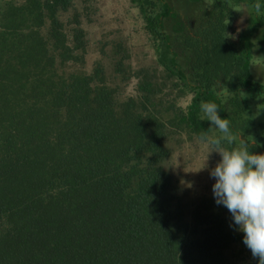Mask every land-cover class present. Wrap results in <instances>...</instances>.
<instances>
[{"label": "trees", "instance_id": "16d2710c", "mask_svg": "<svg viewBox=\"0 0 264 264\" xmlns=\"http://www.w3.org/2000/svg\"><path fill=\"white\" fill-rule=\"evenodd\" d=\"M134 1L155 57L134 66L118 40L101 47L113 71L89 72V5L0 0V264H258L229 211L167 162L173 142L221 135L205 101L264 152L248 115L250 98L264 107V0H212L195 31L169 0Z\"/></svg>", "mask_w": 264, "mask_h": 264}, {"label": "rangeland", "instance_id": "374dc122", "mask_svg": "<svg viewBox=\"0 0 264 264\" xmlns=\"http://www.w3.org/2000/svg\"><path fill=\"white\" fill-rule=\"evenodd\" d=\"M169 2L176 6L181 15L188 18L194 31L202 25V20L210 16L212 0H169ZM75 4L82 12L84 6H90L89 18L86 17L83 21V26L90 39L84 67L86 71H92L96 63L102 60L108 71L112 72V59L104 56L101 47L106 46V51L111 50L112 44L118 40L125 41L132 50L134 66L151 63L155 57V49L149 40L138 3L134 0H75ZM233 12L236 15L232 22L235 24L234 27L240 30L247 13L246 9L235 8ZM232 35L236 36L233 31ZM200 41L205 44L204 36ZM134 84V79L126 84L123 94H133ZM191 97L192 94L182 97L180 99L182 106H188ZM262 103L263 99H249L248 115L256 121V126H259L258 123L264 119ZM216 133L220 132L216 130ZM241 136L244 139L247 136L245 141L249 139L253 141L254 138L253 134ZM220 159L217 151H212V147L202 144L199 139L185 141L181 144L173 142V152L167 162V167L178 178L183 191L187 192L190 197L201 195L214 197L212 192L214 178L210 176V168L214 167ZM205 161L207 167L201 168Z\"/></svg>", "mask_w": 264, "mask_h": 264}, {"label": "clouds", "instance_id": "9594fccd", "mask_svg": "<svg viewBox=\"0 0 264 264\" xmlns=\"http://www.w3.org/2000/svg\"><path fill=\"white\" fill-rule=\"evenodd\" d=\"M219 108L215 101L200 104V119L209 121L210 127L221 134L219 137L206 133L199 136L202 144L212 147L221 157L210 168V176L214 178L213 196L216 204L224 206L231 214L237 230L243 233V243L253 257L259 258L258 264H264V152L249 150L248 142L233 133L230 121L221 117ZM237 135L238 146L231 149L221 146V140L232 144ZM206 161L201 168L207 167Z\"/></svg>", "mask_w": 264, "mask_h": 264}]
</instances>
